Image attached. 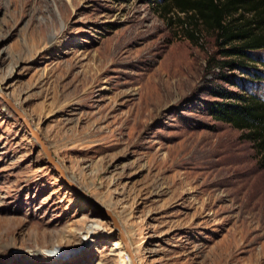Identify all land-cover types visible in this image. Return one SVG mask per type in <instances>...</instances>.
<instances>
[{"label": "rangeland", "instance_id": "rangeland-1", "mask_svg": "<svg viewBox=\"0 0 264 264\" xmlns=\"http://www.w3.org/2000/svg\"><path fill=\"white\" fill-rule=\"evenodd\" d=\"M164 1L0 0V90L138 264H264V168L207 111L218 91L264 99V49L205 73L214 36ZM0 264H131L1 99Z\"/></svg>", "mask_w": 264, "mask_h": 264}, {"label": "trees", "instance_id": "trees-1", "mask_svg": "<svg viewBox=\"0 0 264 264\" xmlns=\"http://www.w3.org/2000/svg\"><path fill=\"white\" fill-rule=\"evenodd\" d=\"M166 7L214 36L216 49L206 59L205 73L248 67L253 61L251 53L264 49V0H166ZM188 34L193 38V33ZM247 74L257 79L263 76L256 70ZM218 92L221 99L207 103L208 113L241 130L258 156V165L264 168V99L252 91Z\"/></svg>", "mask_w": 264, "mask_h": 264}, {"label": "water", "instance_id": "water-1", "mask_svg": "<svg viewBox=\"0 0 264 264\" xmlns=\"http://www.w3.org/2000/svg\"><path fill=\"white\" fill-rule=\"evenodd\" d=\"M0 99L9 107L11 108L19 120L23 123L24 127L27 129L29 134L32 136V138L36 141L38 146L41 148L43 153L46 156V159L48 163L53 166L55 172L58 174L59 178L64 182V184L74 191L77 195L83 197L86 199L89 204L95 206L100 212L103 214V216L110 220L112 223V226L114 230L118 233L123 245L124 249L126 251L127 256L129 257L130 261L132 264H138L136 262L135 256L132 252L131 244L130 241L128 240V237L122 228L120 222L118 221L117 217L112 213V211L104 206H101L98 204L96 201H94L92 198H90L83 190H81L75 182H72L68 176L66 175L63 167L59 164V162L56 160V158L53 156L52 151L48 147V145L45 143L43 140L42 136L40 133L32 126L29 118L14 104V102L7 96H5L1 91H0Z\"/></svg>", "mask_w": 264, "mask_h": 264}, {"label": "bare ground", "instance_id": "bare-ground-1", "mask_svg": "<svg viewBox=\"0 0 264 264\" xmlns=\"http://www.w3.org/2000/svg\"><path fill=\"white\" fill-rule=\"evenodd\" d=\"M1 91V90H0ZM2 92V91H1ZM5 96H7V97H9V93H4V92H2ZM15 105L16 106H18L16 103H15ZM19 107V106H18ZM59 162V161H58ZM59 164L61 165V163L59 162ZM62 166V165H61ZM72 182H74L70 177H68ZM131 244V243H130ZM131 248H132V245H131ZM132 252H133V248H132ZM133 254H134V252H133ZM134 256H135V254H134ZM128 259H129V257H128ZM129 262L131 263V261H130V259H129ZM132 264V263H131Z\"/></svg>", "mask_w": 264, "mask_h": 264}]
</instances>
